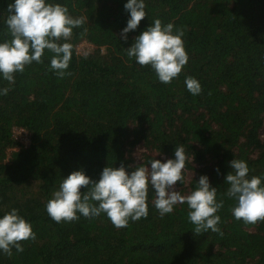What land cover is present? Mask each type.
<instances>
[{"label":"trees","instance_id":"obj_1","mask_svg":"<svg viewBox=\"0 0 264 264\" xmlns=\"http://www.w3.org/2000/svg\"><path fill=\"white\" fill-rule=\"evenodd\" d=\"M48 2L88 19L68 41L70 75L50 70L47 49L43 63L16 73L13 85L0 75V89L10 87L0 95V217L16 208L36 234L21 241L22 252L0 251V264H264V221L236 220V201L225 195L233 159L244 160L249 177L264 186V0H144L147 15L126 41L127 0ZM10 3L0 0V42L11 40ZM154 19L184 30L189 59L170 84L126 52ZM81 41L89 45L83 53ZM186 76L199 81V95L187 90ZM18 128L27 131V144L17 140ZM179 145L188 160L175 189L186 195L206 175L224 201L216 213L222 236L194 234L187 204L161 218L151 187L147 217L127 228L117 229L104 213L60 223L48 215V200L73 171L98 180L107 166L123 163L130 172L129 165L175 159Z\"/></svg>","mask_w":264,"mask_h":264},{"label":"clouds","instance_id":"obj_2","mask_svg":"<svg viewBox=\"0 0 264 264\" xmlns=\"http://www.w3.org/2000/svg\"><path fill=\"white\" fill-rule=\"evenodd\" d=\"M144 0H127L124 9L130 18L121 30L120 38L127 40V33L137 29L147 15ZM5 24L11 40L0 42V75L9 86L15 83V74L23 73L33 62L43 63L45 49L53 55L50 70L59 78L70 75L66 72L72 58L73 45L69 43L73 29L82 27L88 18L73 17L68 7L48 0H14L7 8ZM86 31V29H85ZM83 34V33H81ZM184 30L174 28L172 23L162 24L154 19L150 26L134 38L126 49L129 58H135L140 66H150L158 80L170 84L177 78L188 62L184 48ZM63 41V42H62ZM187 90L193 95L202 91L197 79L186 76ZM10 87L0 89V95H7ZM158 155V154H157ZM175 159L161 162L152 159L150 167L140 163L129 172L123 163L118 168L104 167L98 180H92L84 171H73L62 179L59 189L52 193L46 204L48 215L57 223L73 222L78 213L93 219L106 214L117 229L127 228L129 221L136 222L148 215L147 197L149 187L155 192L154 207L163 218L173 212L177 204H187L189 221L195 225L194 234L211 230L223 233L217 225L224 201H217V188L211 187L206 175L199 177L196 188L186 195L175 189L183 180L182 170L188 157L183 145L176 147ZM193 157L191 158L192 161ZM231 171L225 176L229 185L225 195L235 199L231 212L236 220L245 224L264 221V186L259 176L249 177V167L244 160L230 161ZM219 174V169H216ZM84 189V191H81ZM35 240L36 234L18 209L12 208L0 217V251L8 256L12 249L22 252L21 241Z\"/></svg>","mask_w":264,"mask_h":264},{"label":"rangeland","instance_id":"obj_3","mask_svg":"<svg viewBox=\"0 0 264 264\" xmlns=\"http://www.w3.org/2000/svg\"><path fill=\"white\" fill-rule=\"evenodd\" d=\"M89 45L87 42L85 41H81L78 45H77V50L80 53L86 52L88 49ZM262 132L264 133V125H263V130ZM15 136L17 138V140L19 142H23V144H27L29 142V138L27 135V131L23 128H18L14 131ZM18 147V146H16ZM10 149L8 148L7 151H9ZM141 148H139V146H136L135 150L133 151V155L135 156L136 160H141ZM189 173V172H188Z\"/></svg>","mask_w":264,"mask_h":264},{"label":"built area","instance_id":"obj_4","mask_svg":"<svg viewBox=\"0 0 264 264\" xmlns=\"http://www.w3.org/2000/svg\"><path fill=\"white\" fill-rule=\"evenodd\" d=\"M264 133L262 132L261 135H263Z\"/></svg>","mask_w":264,"mask_h":264}]
</instances>
